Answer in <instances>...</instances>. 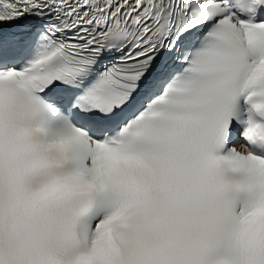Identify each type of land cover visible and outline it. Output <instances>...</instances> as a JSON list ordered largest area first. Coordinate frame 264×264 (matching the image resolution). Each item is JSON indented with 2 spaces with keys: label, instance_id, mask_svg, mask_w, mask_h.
<instances>
[{
  "label": "snow or ice",
  "instance_id": "1",
  "mask_svg": "<svg viewBox=\"0 0 264 264\" xmlns=\"http://www.w3.org/2000/svg\"><path fill=\"white\" fill-rule=\"evenodd\" d=\"M0 264H264V0H0Z\"/></svg>",
  "mask_w": 264,
  "mask_h": 264
}]
</instances>
